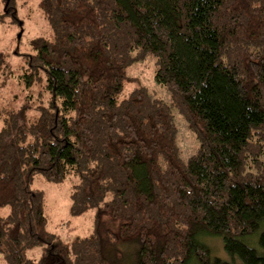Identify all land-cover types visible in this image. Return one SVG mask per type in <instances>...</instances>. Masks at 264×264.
<instances>
[{"label":"trees","instance_id":"obj_1","mask_svg":"<svg viewBox=\"0 0 264 264\" xmlns=\"http://www.w3.org/2000/svg\"><path fill=\"white\" fill-rule=\"evenodd\" d=\"M15 2L5 7L16 18ZM38 6L51 36L32 41L22 76L29 87L45 82L48 101L39 92L35 105L0 106L5 264H235L213 256L210 235L228 255L264 264L246 241L261 229L264 248V0ZM148 53L171 105L141 87L117 100L128 65ZM172 107L199 140L188 162ZM38 174L75 179L71 214L96 208L91 234L67 244L46 231L43 191L31 187ZM38 245L41 258H29Z\"/></svg>","mask_w":264,"mask_h":264},{"label":"rangeland","instance_id":"obj_2","mask_svg":"<svg viewBox=\"0 0 264 264\" xmlns=\"http://www.w3.org/2000/svg\"><path fill=\"white\" fill-rule=\"evenodd\" d=\"M39 0H16V18L13 14L6 11L7 0H0V14L3 21H0V53L5 55V64L7 68H0V81L3 80V72H13L7 76V80L0 85V106L2 108L18 109L24 103H38L39 92H43V102L46 105L49 93L44 89L41 83L28 86L22 74L25 73L27 66V55L33 52L32 41L39 36L50 38L51 29L48 27L44 16L38 6ZM14 21V22H13ZM157 58L153 53H148L144 58L134 61L128 65L126 71V80L123 83V90L117 95V100H122L138 89L145 88L152 98L162 99L166 104L171 105L172 97L167 87L159 84L155 73L158 66ZM34 95L33 98L29 97ZM30 98V99H29ZM41 104V103H40ZM31 117L39 115V110L30 111ZM176 134L175 140L178 147L179 156L182 161L194 156L198 151L199 140L195 133L188 126L186 118L182 117L176 108L172 107ZM2 122L0 121V129ZM75 181L73 177H67L63 182L52 183L42 175L34 176L31 184L33 189H40L44 194V211L47 221L46 231L56 234L63 242L70 244L75 238L88 236L94 223L96 208H90L86 212L73 216L71 214V185ZM8 208L0 209L2 216L6 215ZM263 230H258L252 237L246 238V241L252 247L254 246L259 253L264 255V248L258 244V239ZM206 243L212 247L213 256L222 258L227 262L235 264H245L239 258L228 255L221 237L207 236ZM44 252V245H38L35 248L27 249L26 254L29 258L38 260ZM0 264H5L3 256L0 254Z\"/></svg>","mask_w":264,"mask_h":264}]
</instances>
